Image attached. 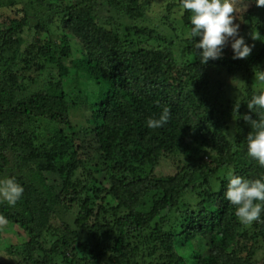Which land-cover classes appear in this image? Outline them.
Instances as JSON below:
<instances>
[{"label":"trees","instance_id":"16d2710c","mask_svg":"<svg viewBox=\"0 0 264 264\" xmlns=\"http://www.w3.org/2000/svg\"><path fill=\"white\" fill-rule=\"evenodd\" d=\"M1 1L7 7L13 4L12 0ZM77 1L63 7V31L56 38H41L52 21L42 19L37 9L51 5L49 0H35L36 8H27L21 18L11 21L9 33L34 30L35 44L23 48L28 55L10 50L8 42L0 44V148L5 142L13 155L3 163L0 151V176L13 174L24 188L15 206L0 203V220L24 230L29 245L36 247L41 257L37 261L21 253L18 264H53L70 247L65 238L48 248L42 240L41 212L53 210L57 200L75 212L77 223L87 228L88 238L79 246L83 264H101L106 256L114 264H138L137 257L148 258V264H264L252 257L243 259L250 245H264V222L241 225L235 207L224 198L230 170L249 179L264 176V167L247 156V136L255 129L244 120L245 116L253 120L264 116V111L252 112L247 107L251 98L259 95L250 78L264 60V42L245 59L223 54L201 64L195 42L185 37V60L179 65L169 62L163 51L141 46V41L154 39L172 47V39L130 24L121 29L118 23L109 24L95 13L94 1ZM103 1L112 6L113 0ZM128 1L132 6L123 5L122 11L130 20L146 15L144 4ZM176 5L182 9V31L188 32L191 14L182 8L181 0ZM257 7L245 15L249 30L264 25V9ZM65 31L83 48L85 55L76 59L79 67L75 66L87 73L95 87L86 92L93 99L88 106L91 127L79 130L94 137L98 149L83 160L78 148L66 159L68 145L61 130L52 129L54 142L50 141L47 149L41 150L44 145L35 142L42 127L36 110L50 121L60 117L71 123L68 116L75 102L68 100V93L49 92L31 73L33 68L49 69L48 85L62 84L70 71L63 59L71 54ZM24 40L18 37L10 43L20 45ZM217 70L232 75L239 72L246 79L239 107L219 110L221 116L233 121L232 135L219 129L218 117L213 115L218 94L196 99L190 92L191 87L199 92L202 77L208 83L210 72ZM164 107L170 110L168 123L149 129L147 119L158 118ZM49 128V124L44 127L46 132ZM59 136L60 144L56 142ZM166 153L182 154L186 161L164 175L156 170ZM79 168L85 172L82 180L75 178ZM56 171L63 181L59 192L56 184L47 182V175ZM107 197L115 200L112 208L117 211L101 217L94 204ZM94 215L97 219L90 221ZM187 246L188 253H178ZM8 251L19 254L13 247Z\"/></svg>","mask_w":264,"mask_h":264},{"label":"rangeland","instance_id":"374dc122","mask_svg":"<svg viewBox=\"0 0 264 264\" xmlns=\"http://www.w3.org/2000/svg\"><path fill=\"white\" fill-rule=\"evenodd\" d=\"M13 4L6 6L5 2H0V44L3 42H8L10 50L17 49L18 54L22 56L28 55L29 49L33 47L35 42L33 41L35 37L34 30L32 28H26L21 33H9L8 28L13 19L21 18L27 8L35 7L38 5L35 3V0H12ZM31 1L30 7L27 6V3ZM51 5L47 7H41L39 10V16L47 18L52 22L46 25L49 32H42L41 38H56V35L63 31L62 22L60 13L62 12L63 7L69 3H76L77 0H49ZM89 1H94L97 3L95 13L102 19L108 20L109 24L118 23L119 27L122 29L125 25H133L140 27L144 32L154 30L158 32V35L166 37L167 39H172L174 45L170 47L167 43H164L159 40L147 39L141 41V46L148 47L151 49L163 51L162 53L166 56L169 62L179 64L185 60V52L182 39H184L187 32H183L180 24V16L182 9L176 5L177 0H137V6L139 4H144L146 6V15L143 18L133 20L129 18L125 11H122L123 5H129L128 0H113L112 6H108L103 0H78L80 3H87ZM245 10L240 13H234L237 19L234 23L240 25L239 34L243 36L246 40V43L249 45H254L252 54L256 53L257 49L264 42V25L257 26V29H248L247 26V16H245L249 10H257V5L255 0H243ZM141 4V5H142ZM167 7L170 9L167 10ZM261 9L264 7L260 6ZM31 10V9H29ZM242 18V19H241ZM35 23V21H32ZM71 43L70 52L68 58H64V65L68 67L69 74L63 78V82L60 86L56 84H49L51 71L49 69L35 71L34 68L31 70L32 75L36 77L45 85L46 90L49 92H54L58 94L60 92L68 93V100L74 101L75 106L72 108V111L69 114V120L71 123H66L62 121L60 117L52 119L47 115H39L40 111L36 110L35 117L42 124L40 135L37 136L35 142H41L44 146H41L40 149H47L51 143L54 142L51 136V131L54 128L56 131L61 130L60 135L63 136L67 146L66 159H68L73 152L78 148L79 156L83 160L84 158H90L92 154L97 152L98 146L97 141L94 137L89 138V134H84L79 130V127H84L87 125L88 128L91 127L90 119V109L89 104L93 102V99H90V96L86 94L92 89H95L94 85L87 75L81 68H77L75 65L76 59L83 57L85 52L81 46L73 40V37L69 35L66 31ZM256 37L257 39L253 38ZM18 37H23L24 44L17 45L11 44L10 41H16ZM29 43V46H27ZM25 48V49H23ZM223 54L231 55L233 51L229 45H226L223 51ZM174 66V65H173ZM79 67V66H78ZM177 67V66H174ZM259 71H264V60L263 62L253 69V75L250 80L252 81V89L255 93L260 94L264 92V83H260L255 80V73ZM208 83L206 82V77H202L200 84L199 92H196V88H190L191 94L194 98L198 99L200 97H210L213 94H218L219 100L215 104V110L213 115H217L219 129L233 134V121L229 120L225 116H221L219 113L220 109H234L237 104H240L241 99L245 95L246 79L239 72L232 75L223 70L212 71L209 74ZM48 85V86H47ZM46 124L50 125V128L47 130L44 129ZM83 135V136H82ZM49 140V143H48ZM58 144L61 142V137L56 138ZM47 145V146H45ZM2 155V162L5 163L7 160L11 161L13 159L12 151L10 147L4 142L0 148ZM163 155L162 160L158 164L157 172L167 175L173 173L180 166H182L186 159L182 154H169ZM8 166V165H7ZM10 171H4L7 173ZM84 171L82 168H79L76 171L75 178L82 180L84 177ZM13 177V174H7L0 176V179ZM47 182L56 184V191L59 192L60 187L62 186L63 181L60 180L58 172L50 173L47 175ZM59 182V187H58ZM216 187V184L213 186ZM115 200L107 197L104 200H97L94 204V210H99L101 217L111 215L116 213L117 209L112 208L115 206ZM102 209H99V208ZM104 209V210H103ZM106 210H109V213H106ZM41 217L43 219V228H42V240L46 248L50 247L57 239L65 238L67 243L70 245L68 249L63 250V255L61 259H56L53 264H83V248L79 246L84 244L88 238V231L86 227L80 226L76 221V213L66 209V205L61 204L57 200V205L53 210H44L41 212ZM98 216L94 215L90 221H95ZM29 235L22 230L17 225L10 223L5 220H0V264H18L21 261L22 254L26 253V257L30 256L32 259L40 261L41 257L36 251V247L29 245ZM92 241V240H91ZM13 247L14 252H19V254H9L8 249ZM79 249V250H78ZM190 251V246L186 248L181 247L178 249L179 254L188 253ZM250 251L252 254H250ZM254 253V254H253ZM247 255V256H246ZM253 255V256H252ZM146 256V255H145ZM248 259L252 257L257 263H264V245L258 246L250 245L248 253L243 254ZM83 259H82V258ZM147 257V256H146ZM135 261L138 264H148V258L137 257ZM133 263L134 260L132 261ZM101 264H114V261L106 256L100 261ZM87 264V263H85ZM124 264V262L122 263ZM132 264V263H131ZM151 264H160L159 262H153Z\"/></svg>","mask_w":264,"mask_h":264},{"label":"clouds","instance_id":"9594fccd","mask_svg":"<svg viewBox=\"0 0 264 264\" xmlns=\"http://www.w3.org/2000/svg\"><path fill=\"white\" fill-rule=\"evenodd\" d=\"M255 3L264 7V0H255ZM181 6L191 14V27L186 36L195 42L201 64L222 58L224 48L229 44L233 59H245L251 54L254 45L246 43L245 38L239 34L240 25L234 23L237 19L234 13L245 10L243 0H181ZM253 38L257 39L254 36ZM255 80L264 83V71L255 73ZM247 107L252 112L257 109L264 111V92L254 95ZM169 119L170 110L164 107L158 118L147 119L146 126L149 129H158L166 125ZM244 120L255 129L254 134L247 136V156L264 167V116L258 120L245 116ZM227 175L228 184L224 198L235 207V216L241 225L250 226L264 222V176L249 179L236 175L231 170ZM23 192V186L15 177L0 179V203L6 202L9 206H15Z\"/></svg>","mask_w":264,"mask_h":264}]
</instances>
